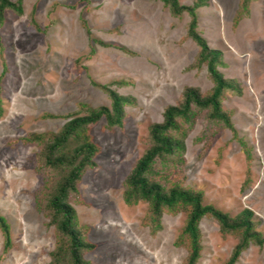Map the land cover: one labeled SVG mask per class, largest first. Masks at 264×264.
<instances>
[{"label":"rangeland","instance_id":"obj_1","mask_svg":"<svg viewBox=\"0 0 264 264\" xmlns=\"http://www.w3.org/2000/svg\"><path fill=\"white\" fill-rule=\"evenodd\" d=\"M194 1L178 0L184 6ZM239 3L207 0L196 10L198 32L222 53L220 72L240 87V95L226 92L221 100L237 139L199 113L185 139L182 170L184 186L201 192L204 205L230 218L252 212L264 239V0L250 1L247 17L234 24ZM22 11H5L0 27V216L10 238L5 248L0 231V264H54L57 248H65L48 209L65 171L46 166L42 147L21 139L57 133L84 114L78 104L109 107L105 91L93 84L133 104L125 106L121 127L107 128L104 120L90 127L99 148L95 166L68 198L93 245L82 258L90 264H182L187 252L174 243L184 212L164 213L151 235L142 224L147 204L127 206L122 196L126 177L149 147V126L180 102L185 87L202 95L212 88L205 65L195 62L198 47L186 35L188 14L173 17L159 0H22ZM199 231L196 264H223L239 235L221 232L208 216ZM61 254L59 264H68ZM235 264H264V246L248 245Z\"/></svg>","mask_w":264,"mask_h":264},{"label":"trees","instance_id":"obj_2","mask_svg":"<svg viewBox=\"0 0 264 264\" xmlns=\"http://www.w3.org/2000/svg\"><path fill=\"white\" fill-rule=\"evenodd\" d=\"M159 1L168 8L173 17H179L183 12L188 14L190 20L186 35L198 47L195 62L197 65H205L212 88L202 95L197 88L185 87L180 102L167 106L163 110L162 121L149 126V147L136 161L124 181L123 202L127 206L136 205L138 202L147 204L142 224L149 228L151 235L161 228L160 219L164 213L174 215L184 212V225L174 243L187 252L182 264H196L202 249L199 223L203 217H212L221 232L239 235L238 242L223 263L235 264L248 245L264 246V239L255 230L252 212L244 210L235 218H230L213 206L204 205L201 192L184 186L182 168L185 139L199 113L206 112L208 120L220 128L230 130L233 138L237 139L229 114L221 109V100L226 92L240 95V87L236 80L224 78L219 70L225 66L221 51L211 48L197 30L196 10L205 6L207 0H195L191 6L180 5L178 0ZM250 1L252 0H240L234 24L247 17ZM7 10L22 15V0H0V27ZM94 42L106 45L97 40ZM118 49L131 54L123 47ZM93 85L105 91L110 100L109 107L91 108L78 104V109L84 111V114L71 117L57 133L31 134L21 139L22 143H35L42 147L46 166L65 171L48 201L51 223L66 238L65 248L58 247L53 255L54 264L61 262V253L66 254L68 264H90L83 260L82 251L92 249L93 245L85 240L83 234L87 228L78 226L75 211L68 198L70 194L76 193L77 182L84 171L95 166L94 157L99 148L92 140L90 127L100 120L105 121L107 128L121 127L125 106L133 104L131 97L120 96L107 86ZM238 141L249 160V149L241 139ZM0 231L4 238V247L7 248L10 242L9 227L1 216Z\"/></svg>","mask_w":264,"mask_h":264},{"label":"crops","instance_id":"obj_3","mask_svg":"<svg viewBox=\"0 0 264 264\" xmlns=\"http://www.w3.org/2000/svg\"><path fill=\"white\" fill-rule=\"evenodd\" d=\"M224 61V60H223Z\"/></svg>","mask_w":264,"mask_h":264}]
</instances>
